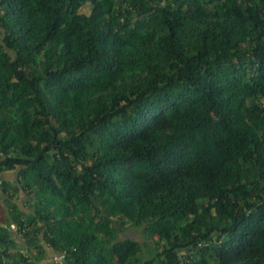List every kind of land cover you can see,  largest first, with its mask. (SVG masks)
Wrapping results in <instances>:
<instances>
[{
  "label": "trees",
  "instance_id": "1",
  "mask_svg": "<svg viewBox=\"0 0 264 264\" xmlns=\"http://www.w3.org/2000/svg\"><path fill=\"white\" fill-rule=\"evenodd\" d=\"M4 171L0 264H264V0H0Z\"/></svg>",
  "mask_w": 264,
  "mask_h": 264
},
{
  "label": "rangeland",
  "instance_id": "2",
  "mask_svg": "<svg viewBox=\"0 0 264 264\" xmlns=\"http://www.w3.org/2000/svg\"><path fill=\"white\" fill-rule=\"evenodd\" d=\"M80 10L81 11L88 12L89 11V6L88 5H84L83 7H81ZM11 228L15 232V233L13 232L12 234H14V235L16 233L21 234V232H19L18 230H16V226H11ZM123 237H131V238H135V239L139 240L142 243V246H143V251H141L142 258H145V257L148 256V254H149V247L147 246V240H146V238H145V236L143 234L142 227L135 226V225H127V226H125L124 230L119 233V238H123ZM25 245H27V244H25ZM155 245L156 244H152L153 248H154ZM57 253H55L54 256ZM54 256H53V259H54ZM49 262H50V260H49ZM52 263H56V262H53L52 261Z\"/></svg>",
  "mask_w": 264,
  "mask_h": 264
},
{
  "label": "crops",
  "instance_id": "3",
  "mask_svg": "<svg viewBox=\"0 0 264 264\" xmlns=\"http://www.w3.org/2000/svg\"><path fill=\"white\" fill-rule=\"evenodd\" d=\"M0 175L2 176V177H5V178H10V179H12V175L10 174V172H8V171H4V172H1L0 173ZM2 194L3 193H1V189H0V201L2 202L3 201V197L4 196H2ZM22 196V195H21ZM21 198V197H20ZM21 202V200L19 199V203ZM4 204V203H3ZM3 204H2V206H3ZM6 206H5V204H4V208H5ZM22 207H23V205H22ZM11 226H14V224H11ZM14 232V231H13ZM12 232V233H13ZM15 233V232H14ZM12 236H13V238H14V240H15V244H13V245H11V247H10V250H12L13 252H15L16 250H19V251H21V252H25V251H27V249H28V247H27V245H25L26 244V242H25V240H24V237H22V235L21 234H18V233H16L15 235L14 234H12ZM25 242V243H24ZM53 264V263H52Z\"/></svg>",
  "mask_w": 264,
  "mask_h": 264
},
{
  "label": "built area",
  "instance_id": "4",
  "mask_svg": "<svg viewBox=\"0 0 264 264\" xmlns=\"http://www.w3.org/2000/svg\"><path fill=\"white\" fill-rule=\"evenodd\" d=\"M64 256H65V253L64 252H58L54 256V259H55V261H61V260H63Z\"/></svg>",
  "mask_w": 264,
  "mask_h": 264
}]
</instances>
